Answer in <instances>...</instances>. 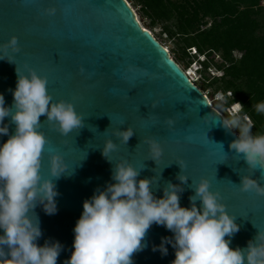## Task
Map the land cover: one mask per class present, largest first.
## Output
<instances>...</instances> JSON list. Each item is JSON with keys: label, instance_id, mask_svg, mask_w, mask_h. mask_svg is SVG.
<instances>
[{"label": "water", "instance_id": "obj_1", "mask_svg": "<svg viewBox=\"0 0 264 264\" xmlns=\"http://www.w3.org/2000/svg\"><path fill=\"white\" fill-rule=\"evenodd\" d=\"M50 9H54L51 14ZM13 36L19 51H0V57L13 62L0 60V94L5 106L12 104L9 90L15 88L17 68L21 74L33 71L45 78L53 102L71 103L82 117L83 127L67 135L44 122V116L38 118L39 131L47 141L41 176L50 178V154L59 155L67 166V175L53 181L58 192L56 213L47 215L40 205L34 209L42 232L37 245L46 240L62 245L56 264H63L71 254L72 229L82 202L114 182L111 170L120 161L143 168L138 180L154 177L150 187L156 198L168 182L179 185L181 207L190 206L191 187L207 179L210 191L219 194V201L239 226L231 237L232 249L246 247L259 230L264 231V196L238 190L240 175L258 180L261 172L247 169L242 154L238 157L229 149L238 129L222 127L220 113L207 95L152 32L140 25L127 0H0V45ZM221 115L233 116L229 110ZM167 119L174 121L171 128ZM4 123L11 135L14 125L8 118ZM127 127L133 135L126 144L112 136L114 129ZM7 138L0 136V143ZM107 139L116 144L109 153L112 162L101 155ZM147 139L161 146L156 163L149 159ZM180 174L188 177L184 183L177 179ZM258 182L264 186V181ZM196 205L199 208V201ZM171 236L153 223L144 238L147 247L132 255L133 264H171L174 250L170 245H165L167 255L152 251L162 237Z\"/></svg>", "mask_w": 264, "mask_h": 264}, {"label": "clouds", "instance_id": "obj_2", "mask_svg": "<svg viewBox=\"0 0 264 264\" xmlns=\"http://www.w3.org/2000/svg\"><path fill=\"white\" fill-rule=\"evenodd\" d=\"M48 11L51 14L54 9ZM9 49L12 53L19 51L14 36L0 45V51ZM0 60L13 63L3 57ZM15 71V88L9 90L13 98L11 106H5L4 96L0 94V136L8 137L0 143V264H56L62 245L47 240L42 246L37 245L42 232L34 209L40 205L45 214L56 213L58 192L53 181L62 174L67 175V166L59 155L50 154V178L41 176V158L47 141L39 131L42 123L38 118L44 116V122L54 126L61 135H67L83 127L82 117L71 103L53 102L45 78L33 71L27 75L17 68ZM233 107L242 109L238 102ZM253 107L257 113L264 114V102ZM218 108H221L217 117L222 127L229 131L238 129L229 149L238 157L242 154L247 169H260L258 180L264 181V134L253 135L247 117L243 120L235 115L225 117L221 115L222 107L218 105ZM5 118L14 125L11 135ZM165 123L171 128L174 121L167 119ZM132 135L131 127L112 131V136L123 144ZM144 143L149 159L156 163L162 155L160 144L153 139ZM115 149L116 144L107 139L101 155L112 162L109 153ZM141 169L126 161L113 164L111 180L114 182L95 190L82 202V212L72 229V251L63 264H133L132 255L147 247L144 238L153 223L172 233L152 247V251L167 255L165 245H170L174 250L171 264H264V231L259 230L244 248L229 247L239 226L219 201V194L210 191L207 179L201 178L195 187L190 186L194 195L188 198L190 206L186 208L179 205L178 194L183 191L179 185L168 182L162 196L156 198L150 187L154 177L137 179ZM250 177L240 175L238 190L264 196V186ZM187 178L182 174L177 176L181 183Z\"/></svg>", "mask_w": 264, "mask_h": 264}, {"label": "trees", "instance_id": "obj_3", "mask_svg": "<svg viewBox=\"0 0 264 264\" xmlns=\"http://www.w3.org/2000/svg\"><path fill=\"white\" fill-rule=\"evenodd\" d=\"M136 1L148 28L159 25L175 42L174 61L187 59L184 71L194 64L197 75L212 68L222 73L199 86L201 91L215 85L212 95L230 93L224 107L241 104L239 114L250 119L252 134H264V114L253 107L264 102V32L258 20L264 0Z\"/></svg>", "mask_w": 264, "mask_h": 264}, {"label": "rangeland", "instance_id": "obj_4", "mask_svg": "<svg viewBox=\"0 0 264 264\" xmlns=\"http://www.w3.org/2000/svg\"><path fill=\"white\" fill-rule=\"evenodd\" d=\"M127 2L130 4L132 9L136 13V16H137V19H138L140 25L144 29H147L150 32H152V34L156 37V39L166 49H168V51L171 54V57L173 59L176 58V56H178V53L176 50L175 42L171 39L166 38V36L162 32V28L159 25L148 28L149 21L147 18L142 16V13L140 11V6L137 4L136 0H129ZM262 8H263V10L259 14L258 20L260 21L261 31L264 32V3H262ZM235 55H236L235 57L238 58V54L236 53ZM186 62H187V59H184V60L181 59V60H179L178 64L180 65L181 68H185ZM197 67H198L197 65L192 64L190 67L186 68L185 72L188 73L189 76L191 75L192 81L198 87L206 85L207 83H209L213 79L214 76H219L222 74L221 72H218L214 68H212L210 73L207 71L204 75H202L200 73H199V75H197L196 74ZM214 87H215V85L210 87V88H207L206 91L204 92L207 95L212 107L215 108L220 113L221 108H218V105H219L222 107L224 113L228 112V110H229L231 115L239 116L243 120L244 117H242V115L239 114V110L235 109L233 106H230L229 108L224 107V103L229 98L230 93H226L223 97H222V93H217V94L212 95ZM218 97H219V99H218ZM248 120H250V119L248 118ZM248 120H245L244 122L247 123Z\"/></svg>", "mask_w": 264, "mask_h": 264}, {"label": "bare ground", "instance_id": "obj_5", "mask_svg": "<svg viewBox=\"0 0 264 264\" xmlns=\"http://www.w3.org/2000/svg\"><path fill=\"white\" fill-rule=\"evenodd\" d=\"M187 75H188V77H190L188 73H187ZM190 78H191V77H190ZM191 80H192V78H191Z\"/></svg>", "mask_w": 264, "mask_h": 264}, {"label": "built area", "instance_id": "obj_6", "mask_svg": "<svg viewBox=\"0 0 264 264\" xmlns=\"http://www.w3.org/2000/svg\"><path fill=\"white\" fill-rule=\"evenodd\" d=\"M192 51H194V50H192ZM190 77H191V75H190ZM223 97V96H222Z\"/></svg>", "mask_w": 264, "mask_h": 264}]
</instances>
